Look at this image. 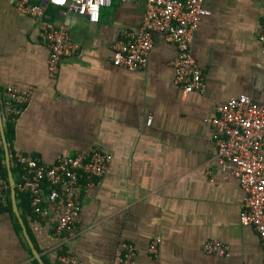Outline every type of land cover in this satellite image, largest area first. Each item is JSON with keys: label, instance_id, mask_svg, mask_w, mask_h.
I'll list each match as a JSON object with an SVG mask.
<instances>
[{"label": "crops", "instance_id": "crops-1", "mask_svg": "<svg viewBox=\"0 0 264 264\" xmlns=\"http://www.w3.org/2000/svg\"><path fill=\"white\" fill-rule=\"evenodd\" d=\"M16 1L0 0L1 115L6 86L32 89L33 96L14 124L13 149L46 163L62 152L111 155L105 173L82 189L76 234L56 232L62 211L56 204L46 217L27 216L42 261L54 264L62 250L75 264H113L121 243L130 242L133 264H264L256 231L239 220L243 190L216 164L209 122L240 94L264 105V0H203L209 14L191 51L205 91L188 94L172 83L176 49L162 35H153L142 69L113 65V45L139 29L144 0H112L95 23L49 9L79 45L61 58L55 78L48 75L39 20L19 12ZM12 222L0 214V264H32L22 229L18 235ZM153 238L159 239L155 254L148 251ZM210 238L230 255L204 253Z\"/></svg>", "mask_w": 264, "mask_h": 264}, {"label": "built area", "instance_id": "built-area-1", "mask_svg": "<svg viewBox=\"0 0 264 264\" xmlns=\"http://www.w3.org/2000/svg\"><path fill=\"white\" fill-rule=\"evenodd\" d=\"M130 1V0H119ZM112 0H17L15 6L23 14L39 20L40 36L48 50L47 70L51 78L59 71L63 57L79 50L67 29L55 23L50 8L60 14L75 13L91 23L98 22L100 10ZM203 0H144L143 20L137 31H125L113 45V65L129 71L144 67L153 45V35H162L176 49L171 62L172 83L184 94L204 93L205 81L197 64L191 44L194 33L204 16L209 14L202 6ZM264 55V21L259 34ZM2 121L15 124L26 104L33 96L32 89L8 85L4 90ZM215 160L221 172L236 178L244 196L239 214L243 226L252 227L259 238L264 256V105L246 94L232 97L220 105L209 119ZM14 161L19 168V181L15 189L30 197V208L36 217H46L48 206L61 207L56 222V232L67 237L76 234L81 220V192L93 185L94 179L107 170L111 155L99 149L89 154L69 155L62 152L53 163L36 156L14 150ZM9 185L1 175L0 204L5 205ZM158 238H153L148 251L157 252ZM202 251L209 255L227 258L228 246L216 238L208 239ZM137 251L133 243L122 242L113 264H133ZM69 252L57 258V264H75Z\"/></svg>", "mask_w": 264, "mask_h": 264}, {"label": "trees", "instance_id": "trees-1", "mask_svg": "<svg viewBox=\"0 0 264 264\" xmlns=\"http://www.w3.org/2000/svg\"><path fill=\"white\" fill-rule=\"evenodd\" d=\"M52 10V8H50V11ZM3 129H4V134L7 140V144H8V150H9V155H10V161H11V171H12V175L14 178L15 183H18L19 181V168L18 166L15 164L14 161V149L12 146V142L14 139V124L11 122H4L3 121ZM0 169H1V175L2 177L5 179V181L8 183L7 181V172H6V167H5V163H4V151L2 149V146L0 144ZM16 204L17 207L20 211V215L21 218L23 219L24 223H26L27 220V216L29 215H33L31 208H30V197L28 194H22L19 193L16 189ZM7 199H6V204L5 205H1L0 204V214L2 213H7L9 215V217H11V219H13V227L15 232L18 235H21V227L20 224L17 221L16 216L13 213L12 210V205H11V201H10V189L8 188L7 191ZM31 239L33 240L32 235L29 233ZM34 241V240H33ZM22 242L24 243V241L22 240ZM63 253V251L61 250L58 254H57V258L59 257V255H61ZM31 254V252H30ZM57 258L54 264H57ZM43 262L45 264H50L45 258H43ZM32 264H38V262L35 259H32Z\"/></svg>", "mask_w": 264, "mask_h": 264}, {"label": "water", "instance_id": "water-1", "mask_svg": "<svg viewBox=\"0 0 264 264\" xmlns=\"http://www.w3.org/2000/svg\"><path fill=\"white\" fill-rule=\"evenodd\" d=\"M0 136H1V142H2V149L4 151V163H5L6 172H7V181H8V185H9V189H10V201H11L13 213L16 216V218H17V220L21 226L23 237H24L26 243L28 244V246L31 250L33 258L38 262V264H44V262L42 261L40 255H39V252L35 248L32 240H31V238L27 232V229L25 227L23 219L21 218L19 209H18L17 204H16L15 181H14L12 171H11L10 155H9L7 140H6V137L4 134L3 121H2L1 113H0Z\"/></svg>", "mask_w": 264, "mask_h": 264}]
</instances>
